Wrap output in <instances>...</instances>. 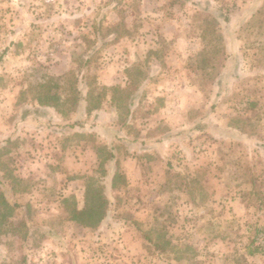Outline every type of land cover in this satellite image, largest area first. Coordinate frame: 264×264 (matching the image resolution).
<instances>
[{
    "label": "rangeland",
    "instance_id": "374dc122",
    "mask_svg": "<svg viewBox=\"0 0 264 264\" xmlns=\"http://www.w3.org/2000/svg\"><path fill=\"white\" fill-rule=\"evenodd\" d=\"M0 193V264H264V0H0Z\"/></svg>",
    "mask_w": 264,
    "mask_h": 264
},
{
    "label": "trees",
    "instance_id": "16d2710c",
    "mask_svg": "<svg viewBox=\"0 0 264 264\" xmlns=\"http://www.w3.org/2000/svg\"><path fill=\"white\" fill-rule=\"evenodd\" d=\"M47 96H48L47 97V101H48L47 103H51V105H55V106H57L59 104V102H60L59 96L56 97L53 94H47ZM101 105H102V99L98 100L97 103L93 104L92 106L88 105L87 110L92 111L95 109H100ZM110 156H112V154H110ZM118 178L121 179L124 182L123 185H125L124 176H121L120 174L115 173L112 176V187L115 186L116 179H118ZM16 184H18V183H15V185ZM88 187H87V189H88ZM0 203H2L4 205L6 210L8 208V210L10 212H13L14 208L17 207V204H9L7 202V200L4 199L2 193H0ZM106 203H107V200H104L103 197L96 196L95 194H91L90 197H86V195H85L83 207L82 208H74L72 210V212H70V215H71L70 219L74 220L76 222H79L81 224H85L87 226L89 224L93 225V223H95L94 221H97L100 218H102V216H104V214H105L104 205ZM10 212H7V214H5V217H10V215H11Z\"/></svg>",
    "mask_w": 264,
    "mask_h": 264
},
{
    "label": "built area",
    "instance_id": "2783aa9c",
    "mask_svg": "<svg viewBox=\"0 0 264 264\" xmlns=\"http://www.w3.org/2000/svg\"><path fill=\"white\" fill-rule=\"evenodd\" d=\"M254 245L256 248L264 251V227L257 230V234L254 237Z\"/></svg>",
    "mask_w": 264,
    "mask_h": 264
}]
</instances>
